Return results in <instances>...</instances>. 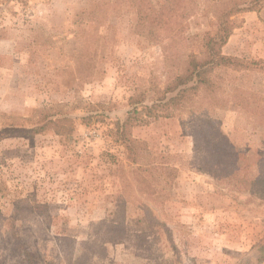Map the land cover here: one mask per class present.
<instances>
[{"label":"rangeland","instance_id":"obj_1","mask_svg":"<svg viewBox=\"0 0 264 264\" xmlns=\"http://www.w3.org/2000/svg\"><path fill=\"white\" fill-rule=\"evenodd\" d=\"M186 1L166 50L126 0H0V264H264V49L169 103L207 7L255 49L264 0Z\"/></svg>","mask_w":264,"mask_h":264},{"label":"trees","instance_id":"obj_2","mask_svg":"<svg viewBox=\"0 0 264 264\" xmlns=\"http://www.w3.org/2000/svg\"><path fill=\"white\" fill-rule=\"evenodd\" d=\"M119 1V0H118ZM131 3L137 9L138 13V23L137 31L141 35H147L151 40L156 43L162 44L167 50V42L179 43V38L182 39V36L178 34H170L173 26L177 24L179 16L177 11L183 9L184 12H189L190 3L186 0H164L159 1V7L154 4V0H126ZM182 7L180 8V6ZM212 9L214 10H211ZM210 8V11L217 15L221 14L220 18L223 19L222 29L216 36L207 34L203 39V45L198 54H190L187 57L186 69L185 72L177 75L174 82H172V89L177 91L176 96L172 97L169 103L171 102V107H174L178 110L187 99H189L192 93L199 95L202 92H206L212 88H221L223 87L222 82L220 81V75L213 76V73L216 71V68L219 66H228L227 63H232L234 61L241 62V59L237 57H230L223 54V47L228 42L229 38L232 35L233 27H229L230 22V12L221 11V7L217 4L210 5L207 9ZM221 11V12H220ZM235 12H243L245 8L239 5L234 9ZM165 33V34H164ZM168 33L170 36H168ZM219 102L217 96H214L212 101ZM221 145L223 147L226 158L235 152L232 147L229 145L227 139L218 136ZM246 180H244V183ZM250 187L254 193H261L264 196V177H259L252 181Z\"/></svg>","mask_w":264,"mask_h":264},{"label":"crops","instance_id":"obj_3","mask_svg":"<svg viewBox=\"0 0 264 264\" xmlns=\"http://www.w3.org/2000/svg\"><path fill=\"white\" fill-rule=\"evenodd\" d=\"M248 19V20H247ZM257 20V16H255V14L253 13H248V15L246 16V21L244 22V25L242 28H240L238 31V33H234V35H231V37L229 38L228 42L226 43V45L223 47L222 51L224 53V55L227 56H236V57H243L246 56V52H252L254 57L256 55V51L259 45V48H263L264 49V41L261 40L259 41V43L256 44V41L253 42L252 46L255 49L249 48L247 47L248 44L246 43H242V36L247 35L249 33V31L251 30L252 23L255 24L254 21ZM249 24V26H248ZM254 31V35L256 36V29H252ZM253 35V33H251ZM247 47V48H246ZM262 51V50H259ZM264 55V54H262ZM249 56V55H248ZM260 57H264V56H260Z\"/></svg>","mask_w":264,"mask_h":264}]
</instances>
